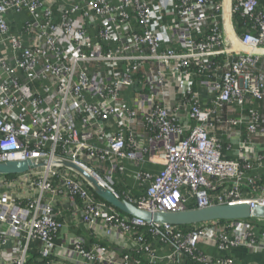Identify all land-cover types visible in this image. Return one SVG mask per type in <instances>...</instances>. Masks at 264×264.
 Segmentation results:
<instances>
[{"label": "built area", "instance_id": "2783aa9c", "mask_svg": "<svg viewBox=\"0 0 264 264\" xmlns=\"http://www.w3.org/2000/svg\"><path fill=\"white\" fill-rule=\"evenodd\" d=\"M26 161L46 164L0 175V264H61L64 203L95 239H68L77 264L264 254L252 221L147 224L54 163L150 213L264 207L261 0H0V164Z\"/></svg>", "mask_w": 264, "mask_h": 264}, {"label": "water", "instance_id": "95a60500", "mask_svg": "<svg viewBox=\"0 0 264 264\" xmlns=\"http://www.w3.org/2000/svg\"><path fill=\"white\" fill-rule=\"evenodd\" d=\"M71 169L81 176L101 200L115 208L120 213L129 217L143 220L147 224H167L179 227H192L213 221L235 222V221H264V207L251 208L247 204H223L213 205L201 209L150 213L136 208L126 200L116 198L109 190L104 189L85 171L78 168L69 161L54 162ZM45 161L9 162L0 164V175H16L28 172L32 169L45 165Z\"/></svg>", "mask_w": 264, "mask_h": 264}, {"label": "crops", "instance_id": "0c3cea01", "mask_svg": "<svg viewBox=\"0 0 264 264\" xmlns=\"http://www.w3.org/2000/svg\"><path fill=\"white\" fill-rule=\"evenodd\" d=\"M220 139L224 140L222 136H220ZM224 153L227 155V157L231 159H240V154L237 152V147L235 145H232L231 143L228 145L224 143L223 147ZM147 168L157 172L159 171L160 167L159 166H154V165H147ZM253 173H257V169L254 168L252 171ZM261 181L260 184L264 186V173H261ZM252 193L250 192L249 189L245 191V196H251ZM62 203V202H61ZM62 212L64 213V228L61 230L59 234V238L57 239V245L61 247L59 250V257L57 256L56 261L61 264H77L80 259L71 260L70 258H67L66 255V250L64 247L68 244V239L72 238H78L85 242V246L89 248L95 243V239L92 238L89 235V232L84 225H81L79 221L76 220V217L73 215L72 210L69 208L68 204H63V206L60 208ZM115 245L120 246L121 243H116ZM208 253L211 256H216L217 253L215 249H208ZM119 251V250H118ZM230 256L234 257L236 264H264V254L260 253H251L248 250L245 249H237L235 251H232ZM64 256V257H63Z\"/></svg>", "mask_w": 264, "mask_h": 264}, {"label": "trees", "instance_id": "16d2710c", "mask_svg": "<svg viewBox=\"0 0 264 264\" xmlns=\"http://www.w3.org/2000/svg\"><path fill=\"white\" fill-rule=\"evenodd\" d=\"M261 5L264 6V1H262V0H261ZM236 22H237V25L239 27V32H240V30H241L240 28L242 26L243 21L240 18L236 17ZM134 196H137V194H135ZM120 214H122V213H120ZM252 224L256 225V227H258L260 229H264V223L263 222L260 223L259 221H252ZM35 264H37V262Z\"/></svg>", "mask_w": 264, "mask_h": 264}, {"label": "rangeland", "instance_id": "374dc122", "mask_svg": "<svg viewBox=\"0 0 264 264\" xmlns=\"http://www.w3.org/2000/svg\"><path fill=\"white\" fill-rule=\"evenodd\" d=\"M125 184H126L125 181H123V180L118 181V180H117V181H116V186H115V188H116V189L123 188ZM259 222H260V223H261V222L264 223V221H259Z\"/></svg>", "mask_w": 264, "mask_h": 264}]
</instances>
